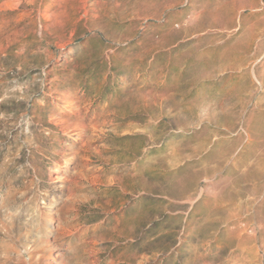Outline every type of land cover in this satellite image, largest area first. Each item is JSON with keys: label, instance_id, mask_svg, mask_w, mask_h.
<instances>
[{"label": "rangeland", "instance_id": "1", "mask_svg": "<svg viewBox=\"0 0 264 264\" xmlns=\"http://www.w3.org/2000/svg\"><path fill=\"white\" fill-rule=\"evenodd\" d=\"M0 264H264V0H0Z\"/></svg>", "mask_w": 264, "mask_h": 264}]
</instances>
